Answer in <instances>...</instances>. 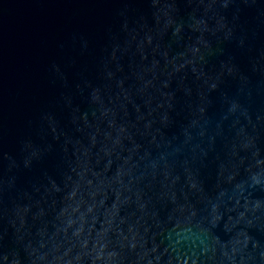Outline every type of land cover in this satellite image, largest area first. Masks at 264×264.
Here are the masks:
<instances>
[{
    "label": "water",
    "instance_id": "obj_1",
    "mask_svg": "<svg viewBox=\"0 0 264 264\" xmlns=\"http://www.w3.org/2000/svg\"><path fill=\"white\" fill-rule=\"evenodd\" d=\"M0 264H264V0H0Z\"/></svg>",
    "mask_w": 264,
    "mask_h": 264
}]
</instances>
